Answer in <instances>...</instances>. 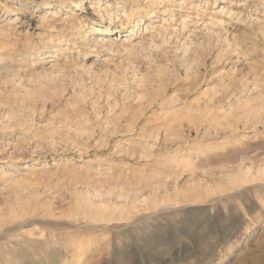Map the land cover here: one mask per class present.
Here are the masks:
<instances>
[{
  "label": "rangeland",
  "instance_id": "1",
  "mask_svg": "<svg viewBox=\"0 0 264 264\" xmlns=\"http://www.w3.org/2000/svg\"><path fill=\"white\" fill-rule=\"evenodd\" d=\"M0 253L264 264V0H0Z\"/></svg>",
  "mask_w": 264,
  "mask_h": 264
},
{
  "label": "bare ground",
  "instance_id": "2",
  "mask_svg": "<svg viewBox=\"0 0 264 264\" xmlns=\"http://www.w3.org/2000/svg\"><path fill=\"white\" fill-rule=\"evenodd\" d=\"M60 4L63 5L64 2H60ZM136 24H138V23H136ZM131 30H134V29L132 28ZM0 264H11V262L6 261V260L4 259V256H2V254L0 253Z\"/></svg>",
  "mask_w": 264,
  "mask_h": 264
}]
</instances>
